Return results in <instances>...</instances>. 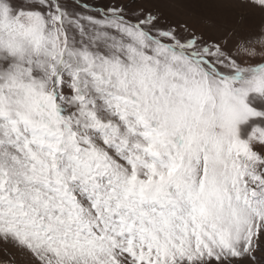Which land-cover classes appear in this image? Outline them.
Returning a JSON list of instances; mask_svg holds the SVG:
<instances>
[{"label": "snow or ice", "instance_id": "1", "mask_svg": "<svg viewBox=\"0 0 264 264\" xmlns=\"http://www.w3.org/2000/svg\"><path fill=\"white\" fill-rule=\"evenodd\" d=\"M0 264H264V0H0Z\"/></svg>", "mask_w": 264, "mask_h": 264}]
</instances>
